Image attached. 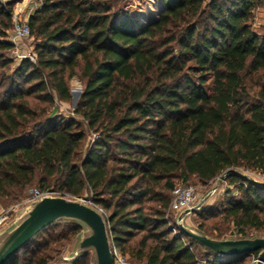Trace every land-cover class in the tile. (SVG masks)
<instances>
[{
  "label": "trees",
  "instance_id": "16d2710c",
  "mask_svg": "<svg viewBox=\"0 0 264 264\" xmlns=\"http://www.w3.org/2000/svg\"><path fill=\"white\" fill-rule=\"evenodd\" d=\"M160 1L145 21L120 15L122 0H43L30 14L38 62L23 60L14 77L34 83L17 92L9 77L0 91V195L17 197L35 182L77 197L91 192L111 247L132 261L196 264L199 247L208 264H242V256L173 234L165 210L177 180L209 185L231 171L217 204L197 211L219 218L198 229L212 238L231 225L237 237L264 230V182L247 173L264 174V33L250 23L264 0ZM15 2L0 0V28L10 27ZM12 46L0 40L1 50ZM80 66L76 112L97 135L83 156L78 121L26 99L37 93L53 104L50 87L69 100L68 80ZM152 199L156 211L143 205ZM45 230L5 264H47L31 248ZM137 232L144 235L132 243ZM90 261L87 252L70 263Z\"/></svg>",
  "mask_w": 264,
  "mask_h": 264
},
{
  "label": "rangeland",
  "instance_id": "374dc122",
  "mask_svg": "<svg viewBox=\"0 0 264 264\" xmlns=\"http://www.w3.org/2000/svg\"><path fill=\"white\" fill-rule=\"evenodd\" d=\"M43 0H16L13 6V14H12V22L9 28H0V40H7L13 44L12 47L6 49H0V63H4L7 59L10 60L9 65L3 67L0 66V83L5 81L3 86L0 87V91H3L8 83V78L13 77L15 79V83L13 84L14 89L19 92L20 87L27 88L34 82H26L25 79L21 77H14V72L20 66V63L23 60H29L33 64L37 65L38 57L35 49L36 43L38 41V37L33 34L31 31L27 36L18 37L15 32L16 23H28V19L33 11L41 6ZM119 14L123 15L126 11L132 13L136 16L140 21L148 20L152 14H155L161 9V1L160 0H122L120 2ZM148 18V19H147ZM251 25L253 30L262 35L264 33V5H259L253 11V17L251 19ZM69 90L71 97L69 100H63L57 97L56 92L48 87V91L53 93L54 95V103L49 104L41 99L37 93L30 94L26 96L27 102L30 106H33L36 109H42V107L47 108V113L52 116L64 117L65 119H75L80 124L81 128L86 133V138L82 145V150L79 155L83 156L86 149L91 145L92 140L97 136L93 130H90L87 126L86 121L83 117L76 112V106L80 100V96L82 94V90L84 87V78L81 75V66L77 68L76 74L69 78L68 80ZM253 178L264 182V174L249 171L247 172ZM217 180H213L209 185L201 184L197 182L194 178H191L189 181H183L181 179L177 180L176 185L179 184H191L195 187L197 200L200 199L204 193H206L213 185L217 183ZM223 183V184H222ZM221 186L214 192L207 203L206 207H210L213 204H217V202L221 199L224 190L227 187V182L222 181ZM40 189L38 183H33L30 187H27L24 192L17 196H5L0 195V207L9 208V207H17V210L12 212L10 215V219L7 223H9L17 214L19 208L25 206L27 203V199L31 196V190ZM41 190V189H40ZM56 191L53 195L65 196L68 198H78L77 196H73L69 193L61 192L54 189L41 190L45 191ZM172 195V194H171ZM171 200V196H170ZM33 201V200H32ZM87 202L90 204H95L92 200V194L89 192V196H87ZM170 204V203H169ZM146 210H157L160 207L159 202L156 200H146L143 203ZM176 216L174 211L170 209L168 206L165 210V217L169 221V227L172 229L173 234L179 235V229L175 225ZM219 216H215L213 218H205L200 216V212H194L188 216L187 221L189 224L198 227L200 223H205V225L214 224L215 219H218ZM73 223V222H72ZM212 234L218 235V227L213 226ZM77 227L74 224H71L69 221H59L57 223H53L46 228V230L33 242L31 245L32 249H37L40 255L44 256L47 259V264H71L69 261L64 260V257L67 256L71 252V248L75 241V238L78 234L76 233ZM233 226L231 225L226 231H224L222 236H237V233L233 230ZM144 235L143 232H137V234L131 238L132 243H137L141 236ZM248 235H264L263 229H251L248 231ZM193 251L197 257L196 264H208L205 259V252L203 249L199 247H194ZM257 252L245 254L241 257L242 264H254L257 259ZM91 254V253H90ZM92 257V254H91ZM135 264H147L145 261H135ZM91 263V261H90Z\"/></svg>",
  "mask_w": 264,
  "mask_h": 264
},
{
  "label": "water",
  "instance_id": "95a60500",
  "mask_svg": "<svg viewBox=\"0 0 264 264\" xmlns=\"http://www.w3.org/2000/svg\"><path fill=\"white\" fill-rule=\"evenodd\" d=\"M230 172L222 173L217 183L196 203L181 210L176 216V226L193 241L218 255L243 256L258 252L254 264H264V235L212 238L187 221L189 215L205 206ZM59 221L73 222L81 227L64 260L75 261L83 253L90 252V264H113L106 216L99 207L87 202V193L75 199L47 194L19 208L15 217L0 228V264H5L40 232Z\"/></svg>",
  "mask_w": 264,
  "mask_h": 264
},
{
  "label": "built area",
  "instance_id": "2783aa9c",
  "mask_svg": "<svg viewBox=\"0 0 264 264\" xmlns=\"http://www.w3.org/2000/svg\"><path fill=\"white\" fill-rule=\"evenodd\" d=\"M16 36L24 37L30 33V27L28 23H16L15 25ZM56 191H45L42 192L40 189L31 190V196L27 199V202L40 198L43 195H53ZM197 201V195L195 187L191 184H179L176 185L172 191L171 200H170V209L178 214L181 210L186 207H190ZM17 207L4 208L0 207V228H2L10 219L12 212L16 211ZM112 249V258L113 264H135L134 261L130 260L127 255H125L119 247L113 245Z\"/></svg>",
  "mask_w": 264,
  "mask_h": 264
},
{
  "label": "crops",
  "instance_id": "0c3cea01",
  "mask_svg": "<svg viewBox=\"0 0 264 264\" xmlns=\"http://www.w3.org/2000/svg\"><path fill=\"white\" fill-rule=\"evenodd\" d=\"M224 182L226 183V181L224 180ZM223 184V183H222ZM221 186V184L219 185V187Z\"/></svg>",
  "mask_w": 264,
  "mask_h": 264
}]
</instances>
